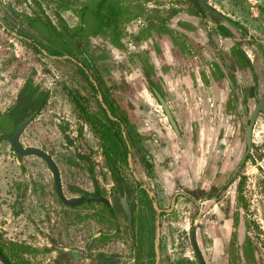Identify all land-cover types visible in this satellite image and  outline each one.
<instances>
[{
    "label": "rangeland",
    "instance_id": "rangeland-1",
    "mask_svg": "<svg viewBox=\"0 0 264 264\" xmlns=\"http://www.w3.org/2000/svg\"><path fill=\"white\" fill-rule=\"evenodd\" d=\"M140 1L151 14V21L166 20L168 30L160 31L158 38L153 40L142 32L148 21L136 17L125 22L123 47L115 46L108 35L87 37L84 45L88 53L96 56L98 78L103 86L98 91L90 87L72 62L42 54L23 41L30 34H36L34 29L27 27L24 19L26 14L37 9L32 0H0V114L14 105L28 78L49 90L51 95L47 104L40 113H35L21 133V144L41 148L51 156L59 170L66 198L81 196L83 192L99 193L109 204L94 201L74 206L69 211L71 209L56 195L52 172L45 161L35 155L18 157L9 141L1 139L0 233L6 242H10L4 247L12 251L8 254L15 262L26 259L30 264H136L139 261L150 264L148 245L153 237L150 224H154L155 218L150 207L156 202L159 208H169L172 197L162 185H155L157 178L154 181L153 162L149 161L151 154L146 148L152 138L156 139L157 146H161L166 132L163 128H172L153 93L155 89L167 102L169 91L162 77L171 70L165 59L167 43L177 58L175 64L180 62L185 66V72L195 69L201 76H208L216 67L215 72L228 71L234 93L248 84L243 88L244 101L237 97L244 108L242 117L245 121L254 103L264 93V0H205L209 8L199 0L202 13L190 0ZM134 4L138 2L135 0ZM42 6L57 25L59 17L55 10L69 26L74 27L79 20L70 7L59 10L53 1L45 0ZM137 34L134 37L140 36L138 40L133 38ZM146 53L154 72H146L149 63ZM248 59L252 60V65ZM65 86L79 91L83 107L96 118L104 121V115L109 113L115 118L124 115L130 127L139 134L132 136V144H129L132 169L128 160L126 164H119L126 182L127 199L134 211L133 236L121 209V196L114 192V181L105 163L96 127L77 115ZM98 94L102 100L105 96L116 102L118 107L113 112L100 107ZM232 102L233 98L229 97L228 109L234 116H241L235 112ZM258 118L255 140L261 145L255 162L252 161L254 166L250 168L259 174L260 184L264 187V177L259 171H264V114L259 113ZM242 125L245 129L244 121ZM175 134L180 135L179 128ZM258 157L262 160L256 172ZM255 186L258 188L257 176ZM141 187L153 193L152 203L144 199ZM253 194L256 199L257 192ZM257 203L256 199L255 208L259 209ZM16 209L21 211L19 215L12 212ZM183 211L186 215L189 211L190 215L195 213L191 206L160 215L158 264H199L188 241V231L183 230L182 224V230L178 226V214L181 219ZM247 220L250 240L244 237L247 232L243 224L241 237L245 240H238L240 235L235 234L229 242L235 250L230 264H264V238L258 229V224H262L261 216L251 213ZM97 231L105 235L88 248V238ZM63 248H80L81 253L87 255L74 256ZM98 249L101 251L97 252ZM254 250L261 256L257 253L246 255ZM99 254H106V262H102L103 257Z\"/></svg>",
    "mask_w": 264,
    "mask_h": 264
},
{
    "label": "crops",
    "instance_id": "crops-1",
    "mask_svg": "<svg viewBox=\"0 0 264 264\" xmlns=\"http://www.w3.org/2000/svg\"><path fill=\"white\" fill-rule=\"evenodd\" d=\"M228 43L230 42H226ZM165 47L166 65L171 70L170 73H163L162 77L169 91L167 103L180 135L177 136L171 127L167 130L163 128L166 132L161 146H157L154 138L147 144L146 148L151 154L149 161L153 162L152 178L154 181L157 178L155 185H162L167 193L173 195L179 192L174 212L183 207H193V215H190L191 211L187 215L183 211L180 219L178 214V226L180 230L183 226V230L188 233L195 229L196 241L205 261L208 264H225L226 261L218 262L225 248L223 240L230 242L235 234L240 235L238 240H250L247 217L251 213L261 216L262 224H258V229L262 234H257L264 238V187L260 184L259 174L256 175L255 169L250 168L254 166L252 161L255 162L261 145L255 140L259 118L257 117L252 131L251 157L244 160V108L237 97H243V88L248 84L234 93L227 76L231 74L228 71L215 72L216 66V69L209 71L208 76H201L195 69L185 72V66L174 62L177 58L173 54V48L168 43ZM248 61L252 65V60ZM156 67L158 68L157 63ZM229 97L233 98L235 112L241 116H234V112L228 109L231 103ZM260 160L262 159L258 157L256 172L259 170ZM259 171L264 177V171ZM256 176L258 188L255 186ZM211 189L227 192L228 199L205 195ZM198 191L204 193V196L198 195ZM253 192H257L259 209L255 208ZM12 212L19 215L21 211L16 209ZM243 224L247 232L245 239L241 237ZM189 236L191 235L188 234V238ZM188 241L191 244L192 240ZM256 253L261 256L256 250L248 251L247 254L245 252L249 256Z\"/></svg>",
    "mask_w": 264,
    "mask_h": 264
},
{
    "label": "trees",
    "instance_id": "trees-1",
    "mask_svg": "<svg viewBox=\"0 0 264 264\" xmlns=\"http://www.w3.org/2000/svg\"><path fill=\"white\" fill-rule=\"evenodd\" d=\"M32 1L35 3L37 9L31 11V14H26L24 19L27 27L34 29L36 34H30L28 38H23V41L32 44V47L42 54H48L72 62L83 79L89 82L93 90L99 89L101 91L103 86L98 78L96 56L93 53H88L86 44L84 45V42L88 41L87 37L108 35L115 46L123 47V27L125 22L136 17H144L148 21L145 25L146 27L141 30L142 32L145 31V35L151 37L153 40L158 38L157 34L160 31L164 32L168 30L166 20L160 18L159 22L151 21V14L140 0H136L138 4H134L135 0H67L66 2H63V0H45L53 1L57 4V9L59 10L62 8L69 9L70 7L71 11L79 18L74 27L66 24L65 19L59 15L58 10H55V12L58 14L59 23L58 25L53 23L48 14L44 12L45 9L42 6L44 0ZM134 36H138V34L133 35V38L137 40L141 38L140 36ZM29 38L33 40L30 41ZM174 41L175 43L177 42L176 40ZM146 55V60L149 61L146 72H154L150 56L147 53ZM150 84V86H153V82H150ZM64 89L73 103L77 115L96 127L95 132L101 139L105 163L115 183L116 189L114 192L120 197L126 189V182L119 164L127 163V144H132V136L138 137L139 134L134 131L133 126L130 127V122L126 116L119 115L115 118L112 117L114 114H106L103 118L104 121H101L100 118H96L83 107L81 94L77 89L68 88L67 86ZM50 95L51 92L49 90L41 88L31 78H28L20 89L14 105L7 112L0 114V140L5 139V135L12 134L23 117L31 112L40 113L47 104ZM103 100L102 98L101 100L99 99L101 104L99 102L98 104L100 107L105 105L107 107L105 108L110 109L111 112L118 107L116 102L107 100L105 96H103ZM79 129L82 133V126ZM66 137L69 139L68 136ZM140 191L144 199L150 203L153 202V197L144 188L141 187ZM86 194L89 193L83 192V195ZM94 195L99 196V193ZM150 209L151 212H155L153 205H151ZM153 228L154 224L152 222L150 224L151 235H153Z\"/></svg>",
    "mask_w": 264,
    "mask_h": 264
},
{
    "label": "water",
    "instance_id": "water-1",
    "mask_svg": "<svg viewBox=\"0 0 264 264\" xmlns=\"http://www.w3.org/2000/svg\"><path fill=\"white\" fill-rule=\"evenodd\" d=\"M191 2H193V4H195V6L198 8L199 12H203L202 8H201V4L199 0H190ZM203 5L206 8L207 4L205 2V0H202ZM153 93L156 96L157 100L159 101V104L162 108V110L164 111L167 120L169 121V123L171 124L172 128L174 129L175 132H178V127L176 124V121L172 115V112L169 108L168 103L166 102V100L161 96V94L159 92H157L155 89H153ZM99 99L101 100V96L100 94H98ZM104 107H106L105 105H103ZM109 112V111H108ZM258 113H263L264 114V94L261 96V98L258 100V102L254 105L253 110L251 111L250 114V119L249 122L247 123L244 120V124L246 127V131H245V136H246V144L248 147V150L246 151V153L249 151V147L251 145V134H252V128H253V124L256 120L257 114ZM110 114V113H109ZM35 112H31L30 114L26 115L25 117H23L22 120H20L16 126V128L14 129V131L12 132V134L9 135H5V139H7L14 151V153L17 156H29V155H35L41 159H43L45 161V163L48 165L49 169L52 172V177H53V184L55 187V191L56 194L58 196V198L65 204L69 205V206H76L79 205L85 201H92V200H99L102 202H106L107 200L105 198H103L102 196H98V195H94V194H86V195H81V196H77L74 198H66L64 196L63 190H62V185H61V180H60V174H59V170L55 164V162L53 161V159L51 158V156L45 152L44 150H42L41 148L38 147H34V146H28V147H24L21 142H20V135L23 132V130L26 128V126L29 124V122L32 120V118L34 117ZM129 147V145H128ZM127 160L129 163L130 168L132 169V164H131V152L129 151L127 154ZM136 176V175H135ZM137 177V176H136ZM150 196H153V193L150 190H147ZM178 196V193H174L171 197V201H170V206L169 208L166 209H162L159 208L156 202H153V207L155 210V220H154V251H155V261L154 264H158L159 262V258H160V249H159V243H160V214L162 212H166L169 213L173 210V208L175 207V203H176V197ZM122 201V205L123 208L125 210V215L127 218V221L130 225V227L132 228V213H131V209L129 208V205L127 203L126 197L122 196L121 198ZM191 240H192V246L194 248L195 254L200 262V264H208L205 261V258L201 252V249L199 248L197 241H196V237H195V229L193 228L191 230ZM0 257L2 259V261L4 262V264H10L8 262V260L1 254L0 252Z\"/></svg>",
    "mask_w": 264,
    "mask_h": 264
},
{
    "label": "flooded vegetation",
    "instance_id": "flooded-vegetation-1",
    "mask_svg": "<svg viewBox=\"0 0 264 264\" xmlns=\"http://www.w3.org/2000/svg\"><path fill=\"white\" fill-rule=\"evenodd\" d=\"M264 94V93H263ZM262 94V95H263ZM261 95V96H262ZM261 96H260V98H261ZM259 98V99H260ZM258 99V100H259ZM258 100H257V102H258ZM257 102H255L254 103V105L257 103ZM254 105H253V108H254ZM253 108H252V110H253ZM251 110V111H252ZM245 112V111H244ZM250 114H251V112L249 113V117L246 119V122L248 123L249 122V119H250ZM258 115H259V113L257 114V117H258ZM257 117H256V119H257ZM255 122H256V120H255ZM255 122H254V124H253V127H254V125H255ZM243 131H244V135H245V131H246V127H245V129H244V127H243ZM252 131H253V128H252ZM245 144H246V136H245ZM129 144H127V146H128ZM251 145H252V134H251ZM251 145H250V147H249V151L246 153V151L248 150V147H247V144H246V147H245V153H244V156H245V158H244V160H246L247 158H249V157H251L250 156V149H251ZM130 146V145H129ZM130 151V147H128V152ZM128 154V153H127ZM132 156V155H131ZM243 160V161H244ZM129 164V163H128ZM137 181L139 182L140 181V179H137ZM140 183V182H139ZM114 185H115V183H114ZM114 189H116V188H114ZM217 189V188H216ZM54 190H55V187H54ZM212 190V191H211ZM211 190H209V191H207L206 193H205V195H208V196H215V197H220L221 199H228V193L227 192H225V193H221V191H218V190H213V189H211ZM56 192V191H55ZM179 193V192H178ZM180 194H181V192H180ZM57 195V194H56ZM181 195H183V194H181ZM198 195H203L204 196V193H201L200 191H198ZM122 196H125L126 197V200H127V203H128V205H129V208L131 209V213H132V228L130 227V225H129V223H128V221H127V218H126V215H125V210H124V208H123V205H122V201L120 200V205H121V209H122V212H123V214H124V217H125V220H126V222H127V224H128V227H129V230H130V232H131V234H132V236L134 235V226H133V221H134V211H133V208L131 207V204H130V202L128 201V199H127V192H126V189L123 191V194L121 195V197L120 198H122ZM178 196H179V194H178ZM58 197V196H57ZM177 198V197H176ZM60 200V199H59ZM171 201V200H170ZM60 202L61 203H63L61 200H60ZM91 202H94V201H85V202H83V203H81V204H79V205H83V204H86V203H91ZM100 202H102V201H100ZM102 203H104V204H106V206L107 205H109L108 204V202L106 201V202H102ZM64 205H66V207H68L69 209H71V210H69V211H72V209H74L73 207L74 206H69V205H67V204H65V203H63ZM79 205H76V206H79ZM152 205H153V203H152ZM166 209V208H165ZM174 209V208H173ZM69 211H67L68 213H69ZM173 211V210H172ZM82 213V212H81ZM89 213V212H88ZM163 213V212H162ZM161 213V214H162ZM154 214H155V212H154ZM160 214V215H161ZM154 220H155V218H153ZM102 235H105L104 233H102V232H100V231H97L96 233H94V234H92L89 238H88V240H87V244H86V246L89 248L92 244H93V242L94 241H96L97 239H99L100 237H102ZM189 235H191V232L189 233ZM3 236V234H1L0 233V252H1V254L8 260V262L10 263V264H30V262H27V260L26 259H23V260H21L20 261V263H18V262H15L14 260H12L11 258H10V256H9V252H12L11 250H7L5 247H4V244H8V243H10V242H6L7 241V239L6 238H4V236ZM25 239V238H24ZM189 239H190V241H191V236H189ZM14 240V239H13ZM17 241H19L20 243H21V240H17ZM160 241H161V237H160ZM223 242H224V245H225V248H224V252H223V254H221L220 256H219V259H218V262L219 263H222L223 261H224V263H225V261H226V263L225 264H230L231 262H232V259H233V253H235V250H234V248H232V247H234L233 245L231 246L230 245V243L228 242V240L227 241H225V240H223ZM191 246H192V242H191ZM148 247L150 248V250H151V258H150V264H154V261H155V251H154V228H153V237H152V239H151V241H150V243H149V245H148ZM192 248H193V246H192ZM80 248H77V249H75V248H63V250H65V252H68V253H71L72 255H74V256H78V254H80L81 253V251L79 250ZM159 249H160V243H159ZM237 249V248H236ZM9 251V252H8ZM93 251H95V250H93ZM101 250H97V252H100ZM193 251H194V248H193ZM240 253H242L241 251H239ZM82 254V256H86L87 255V253H86V255H84L83 254V252L81 253ZM194 254H195V251H194ZM101 257H103V261L102 262H106V259H104V256L105 257H107L106 256V254L104 255V254H99ZM195 256H196V254H195ZM196 258H197V256H196ZM160 259V258H159ZM197 260H198V258H197ZM111 262H113V261H111ZM198 262H199V260H198ZM0 263H2V264H4V262L2 261V259H1V257H0ZM159 263V262H158ZM136 264H142V262L141 261H139V262H137ZM199 264H200V262H199Z\"/></svg>",
    "mask_w": 264,
    "mask_h": 264
}]
</instances>
